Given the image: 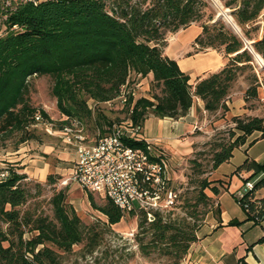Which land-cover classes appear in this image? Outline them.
Instances as JSON below:
<instances>
[{"label": "trees", "instance_id": "trees-1", "mask_svg": "<svg viewBox=\"0 0 264 264\" xmlns=\"http://www.w3.org/2000/svg\"><path fill=\"white\" fill-rule=\"evenodd\" d=\"M5 1L0 0V142L13 132L22 135L19 143L35 139L32 129L36 113L50 121L42 108L30 102V82L35 77L51 80L50 94L61 116L57 127L76 120L82 126L91 124L103 136L112 122L102 112V105L116 107L124 118L140 125L149 116L182 119L194 97L204 102L209 113L225 110L239 72L251 67L253 53L264 56V27L258 37L256 24L264 11V0H219L230 10L244 39L216 19L208 0H49L37 5L11 1L5 5ZM192 23H201V32L192 43L195 53L210 48L221 51L225 58L219 71L195 85L163 52L166 34ZM144 78L150 83L149 98L132 102L129 95L128 102L121 105L118 96L122 88L132 91ZM246 93L255 95V89ZM101 120L108 128H102ZM232 122L240 134L228 143L214 144L213 170L227 162L232 151L252 133L264 137L262 118L233 117ZM128 144L146 149L139 134ZM191 163L194 172L205 173L196 160ZM4 166L10 174L0 182V264H63L73 246L82 243L86 253L95 251L100 234L94 224L84 225L68 203L66 186L54 190L45 202L40 199L41 182H24L26 175L17 173L19 168L11 163ZM259 168L264 169V165ZM55 183L48 174L45 185ZM225 187L224 180L197 179L196 190L183 200L185 214L180 218L174 213L177 201L169 212H156L153 221H147L141 210L128 212L138 217L136 241L141 255H155L165 261L157 264H179L197 240L203 222L197 223L201 218L196 208L211 205L218 212L215 200ZM87 200L109 225L124 216L107 198L97 205L89 192Z\"/></svg>", "mask_w": 264, "mask_h": 264}, {"label": "rangeland", "instance_id": "rangeland-1", "mask_svg": "<svg viewBox=\"0 0 264 264\" xmlns=\"http://www.w3.org/2000/svg\"><path fill=\"white\" fill-rule=\"evenodd\" d=\"M208 1L211 9L216 13V19H221L227 27L244 39L241 28L234 23L230 15V10L225 9L219 0ZM4 4L7 5L8 2L5 1ZM256 24L259 26L258 37H260L262 27H264V11H262L261 15L258 17ZM191 25L193 28H198L199 33L201 32V23H192ZM169 35L170 33H167L166 37ZM189 35L190 33L182 35L179 38L180 43H186L189 39ZM175 43L176 42L172 43V46H174ZM247 43L250 44L251 41H247ZM210 50L213 49H203L196 53H204ZM214 51L224 56L221 51ZM250 51L253 53L252 50ZM194 53L195 50L193 49L189 54ZM50 87L51 80L47 77H35L31 79L30 102L32 105L42 108L48 114L50 120L56 125L61 119V116L56 108L55 100L50 94ZM249 88L255 89V95L246 93ZM226 101H228V103H225V110L221 109L215 113L206 111V120L195 128L193 140L190 139L188 143L182 145L180 149L171 151V156H163L169 175L168 186L177 193L178 207H176L174 211L176 217L180 218L184 216L185 210L183 211L182 208L183 200L185 197L191 196L193 194L192 192L196 190L197 179L206 177L208 180H213L222 176V171H213L212 169V148L215 143H228L230 140H233L235 136L240 134V132L234 128L232 118L240 117L247 120L252 117H258L264 119V56L253 53L251 67L239 72L237 79L231 85ZM101 109L112 123L124 118V115L116 107L111 109L108 106L102 105ZM101 122L103 129L108 128L104 121L101 120ZM33 126L32 132L35 135V139L26 141L27 144L28 141H31L35 145L31 153L33 155L43 156L46 161L51 163L50 167H53L52 164L57 165L63 172V175L53 172L49 173L52 174L56 180L54 185H45L46 180L40 183L44 186L40 199L46 202L54 190L65 187L61 184V181L69 178L70 175H68L66 171L71 162H68L66 159L58 160L52 155L44 154V150H46L45 147L52 145L57 150L60 149L62 151H71V149H69L68 145H66L62 139L49 136L41 128H35L36 125ZM83 129L87 136V140L91 143L100 136V132L89 123H83ZM232 133L234 134L233 137ZM21 136L20 133L13 132L7 134V137H4V140L0 142V158L12 157L13 153L24 145L22 143L25 142H18ZM189 147H191V150H189ZM192 160H196L201 165L200 170L205 172L203 175L193 171ZM3 165H5V163L0 161V166ZM15 167L19 168L18 166ZM18 171L20 172L19 169ZM24 182L34 184L39 181L26 177ZM66 187L68 190V203L74 208L84 225H95V230L99 232L100 236L98 238L99 246L92 254H88L84 251L83 243L75 245L72 251L64 256L63 264H157L159 262H165L155 255L148 257L141 255L136 241V234L138 232V217L136 215L131 216L124 213L120 222L109 225L107 218L101 212L90 206L87 200V194L89 192L75 187L71 181H68ZM205 192L210 194L208 190H205ZM92 197L97 205H102L105 201V198L97 193H92ZM191 203H194V200H192ZM196 210L198 218H201L197 221V223L200 224L210 212L214 211V208L213 206L211 207V205L204 209L198 206ZM202 211L205 213H202Z\"/></svg>", "mask_w": 264, "mask_h": 264}, {"label": "crops", "instance_id": "crops-1", "mask_svg": "<svg viewBox=\"0 0 264 264\" xmlns=\"http://www.w3.org/2000/svg\"><path fill=\"white\" fill-rule=\"evenodd\" d=\"M186 33H190L188 41L180 43L179 38ZM198 34V28L189 25L167 36L163 49L164 54L175 60L179 69L189 75V82L193 85L199 79L219 71L225 64L224 56L214 50L189 54L193 50L192 43ZM174 42L176 43L172 46ZM149 90V80L144 78L136 87L133 102L140 97L149 98ZM205 115L204 102L194 97L185 117L171 120L149 116L141 125L139 136L150 144L154 153L164 159L163 156H171V151L178 150L190 139L193 140L194 130L206 120ZM22 144L24 145L19 147L12 157L0 158V161L18 166L20 173L39 182L45 181L47 175L52 172L63 175L59 166L52 164L53 167H50L51 163L43 156L31 153L35 148L31 141ZM68 147L71 151L57 150L49 145L45 147L44 154L71 162L66 171L70 175L76 155L74 149L70 145ZM261 165H264V137H260L259 132H254L247 137L245 143L232 151L227 162L213 170L222 171V176L214 180L226 182L225 189L215 200L218 212H210L205 217L198 230L197 240L190 245L179 264H264V240L259 241L264 237V206L258 209L259 219L254 220L235 200L236 191L246 180L252 182L254 186L264 180V169L259 168ZM72 184L79 188L76 183ZM252 198L264 205V181L254 187Z\"/></svg>", "mask_w": 264, "mask_h": 264}, {"label": "built area", "instance_id": "built-area-1", "mask_svg": "<svg viewBox=\"0 0 264 264\" xmlns=\"http://www.w3.org/2000/svg\"><path fill=\"white\" fill-rule=\"evenodd\" d=\"M9 1L37 5L49 0ZM135 90L122 88L118 96L119 103L126 104L129 95L133 102ZM34 120L35 125L42 127L46 134L60 137L75 151L72 171L68 179L61 181L62 185L68 181L74 182L83 191L107 198L124 213L141 210L147 221H153L156 212L164 214L174 209L177 193L168 186L166 163L152 151L149 143L146 142V149L128 144L141 131V125L135 124L129 117L113 122L107 133L92 143L87 140L82 124L76 120L60 128L51 120L43 119L39 113L34 115ZM9 174L7 166H0V182L6 180ZM253 189L254 184L246 180L236 191L235 200L241 208L253 215L254 220H258V209L264 205L252 198Z\"/></svg>", "mask_w": 264, "mask_h": 264}]
</instances>
